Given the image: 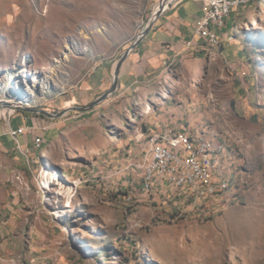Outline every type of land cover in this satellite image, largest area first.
Instances as JSON below:
<instances>
[{"label":"rangeland","instance_id":"374dc122","mask_svg":"<svg viewBox=\"0 0 264 264\" xmlns=\"http://www.w3.org/2000/svg\"><path fill=\"white\" fill-rule=\"evenodd\" d=\"M158 2L0 0V132L13 120L27 127L21 142L43 140L30 167L0 141V184L13 168L23 177L22 219L0 214V264H264V0L225 19L242 57L214 46L179 88L190 131L226 142L222 195L195 203L164 181L140 190L137 139L150 131L160 88L183 76L171 73L142 103L118 78L90 110L39 111L86 105L109 89L116 60Z\"/></svg>","mask_w":264,"mask_h":264},{"label":"crops","instance_id":"0c3cea01","mask_svg":"<svg viewBox=\"0 0 264 264\" xmlns=\"http://www.w3.org/2000/svg\"><path fill=\"white\" fill-rule=\"evenodd\" d=\"M202 6L201 0H177L171 4L156 19L148 33L123 61L118 75L120 86L125 92L129 90L137 92L138 103L149 99L150 94L154 93V89L158 86L157 84L161 83L162 80L167 81L169 75L173 72L183 76L184 79H189V68L197 70L207 53H211V48H214V46L211 47L204 38L193 36L194 26L203 13ZM233 20L234 18L231 19L232 24ZM231 26L225 21L223 27L225 35L231 32ZM225 42L231 43L225 36H222L219 45L221 54L224 57H228L230 60L234 59V56L242 57L245 49L232 45L237 44L236 41L230 44L233 46L230 55H225L223 52ZM104 74L105 71L101 68L98 75L104 77ZM179 88L181 87L172 89L177 91H175L177 102L170 100L169 95L172 92H169L170 89L166 93L167 97H165L166 95L160 97L161 103H157L158 105L155 107L153 114L147 119L150 122L148 130L190 131L188 96L179 91ZM162 91L163 88H160V94H162ZM32 121V117L27 118L29 124ZM15 124H17V121L13 122L12 120V124L8 122V126L13 128L17 127ZM5 132H0V141L10 148L13 142V148L19 155L21 154L20 157H17L18 163L25 162L27 167H30L27 157L22 154L17 144L20 147H30L33 150L31 152L32 161H35L38 149L35 147L32 149L33 139L29 142L28 137L23 136V142H21L18 137L15 140ZM4 137H10L12 140ZM9 171L11 173L8 176L9 182L6 181L5 184H0V214H5L9 210L20 220L22 219L21 206L16 205L20 202L21 190L19 184L22 185L23 177L22 173L15 168ZM16 176L21 178V182L17 180ZM12 206L14 209H12Z\"/></svg>","mask_w":264,"mask_h":264},{"label":"built area","instance_id":"2783aa9c","mask_svg":"<svg viewBox=\"0 0 264 264\" xmlns=\"http://www.w3.org/2000/svg\"><path fill=\"white\" fill-rule=\"evenodd\" d=\"M201 1L203 13L194 26L193 36L206 39L211 47L219 45L222 36L231 40L223 32V23L241 0ZM26 129V126H8L6 133L17 140ZM137 141L144 148V159L135 164L142 172L141 191H151L155 182L164 181L185 195H191L196 189L209 192L210 184L217 178L227 177L222 173L226 144L203 129L192 132L152 130L141 134ZM38 143L40 136L33 139L32 149ZM17 146L27 157L28 165L32 166L31 148ZM215 165H222V172H215ZM128 192L134 191L131 189Z\"/></svg>","mask_w":264,"mask_h":264},{"label":"water","instance_id":"95a60500","mask_svg":"<svg viewBox=\"0 0 264 264\" xmlns=\"http://www.w3.org/2000/svg\"><path fill=\"white\" fill-rule=\"evenodd\" d=\"M172 3L173 2H170L167 5H165V0H159L156 8L153 10L148 22L145 24L143 29L138 33V35L135 37V39L129 44V46L123 51V53L116 60V62L114 64V67H113V71H112V82H111V85H110L109 89H107L105 92L100 94L98 97H96L94 100H92L91 102H89L86 105L70 106V107L64 108L61 111H59L57 113H54V114H50V113H48L45 110H39V111L42 114L47 115V116L51 115V116L59 117V116L63 115L65 112H67L68 110H75V111H78V112H84V111L90 110L91 108L97 106L102 101H104L110 94L113 93V91H115V89L117 87L118 75H119V71H120V68H121V65H122L123 61L127 58L129 53L136 47V45L144 38V36L148 33L149 29L151 28L153 23L156 21V19Z\"/></svg>","mask_w":264,"mask_h":264},{"label":"bare ground","instance_id":"6f19581e","mask_svg":"<svg viewBox=\"0 0 264 264\" xmlns=\"http://www.w3.org/2000/svg\"><path fill=\"white\" fill-rule=\"evenodd\" d=\"M174 0H165V5H167L170 2H173ZM249 2V0H241L239 6H234V10H237L239 7L244 6L245 4H247ZM225 23H223V27H224ZM194 78V77H193ZM188 82L189 83V79L186 80H173L170 85L169 88L170 90L175 89L176 87H182L185 85V83ZM167 88H163L162 94L161 95H166ZM169 90V91H170ZM144 113L148 112V107L145 106V108L143 109ZM224 144H226V142L221 141ZM43 144V140L40 137V143H38L35 148L39 149ZM34 161V160H33ZM221 165H215V172H220ZM240 175V174H239ZM17 180L19 182H21V178L16 176ZM239 179V178H238ZM243 181V183L247 182L245 179H241ZM230 187V181L229 179H227L226 177H219L216 179V181H214L213 184H210L209 186V192H204V189H196V190H192L191 195H186L189 199L194 200L193 202H197V203H201L204 199H208V198H215L219 195H222L228 188ZM144 192H149V191H144ZM134 192H127L125 195V199L129 200L131 199L132 195ZM205 202V201H204Z\"/></svg>","mask_w":264,"mask_h":264},{"label":"trees","instance_id":"16d2710c","mask_svg":"<svg viewBox=\"0 0 264 264\" xmlns=\"http://www.w3.org/2000/svg\"><path fill=\"white\" fill-rule=\"evenodd\" d=\"M41 115H43L42 113H41ZM98 258V257H97Z\"/></svg>","mask_w":264,"mask_h":264}]
</instances>
